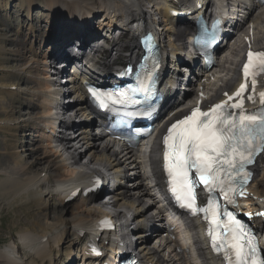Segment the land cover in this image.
<instances>
[{"label": "bare ground", "instance_id": "1", "mask_svg": "<svg viewBox=\"0 0 264 264\" xmlns=\"http://www.w3.org/2000/svg\"><path fill=\"white\" fill-rule=\"evenodd\" d=\"M7 1H9V0H7ZM19 1H20V4L18 5L19 8L21 5H24L26 7V9H25V7H23L21 11L26 12V15L29 18L27 21H30V22L32 21L37 26L36 28H35V26H32V28H31L32 35L37 36V38H34L32 43L29 44L31 46H27L26 50H22L20 47L23 43L27 42L26 41L27 35L25 33V35L22 36L23 34L21 33L20 30H18L20 32V36L22 37V40L20 38V40L17 42V45H16L17 49L14 50L13 53H16L15 54L16 56H19V57L24 58V59H28V62H26V65L28 66L31 63V65L29 67H32L34 69V71L35 70L39 71V72H40V70L45 71L44 72L45 74L43 76H40V75H42V74H40V75H38L39 77L33 78V80L35 82V86L32 87V90L25 91V92H27V94L31 95L34 98L33 100L31 99L29 101L27 106L30 109L34 108V107H40L41 112H37V114H35L36 115L35 122L38 123L39 126H41V125L49 126L52 130L51 132L56 133L57 132V130H56L57 125L54 124L53 122H51L52 120L48 119L53 114V107L51 105H52V101H53L52 97L54 96V94L52 93L51 84H49L48 81H46L47 80L46 78H49L48 75H46V69L41 68L42 63L46 62V59L48 57L47 55H48V52L50 51V49L52 47L56 46V42H54V43L52 42L50 44L49 49H47V51L45 52L44 57H43V59H45V60L44 61L40 60L41 54H40L39 50H41L40 48H42L41 47L42 42L41 43L39 42V44H38V40L41 41V37H38L39 36L38 31L35 30V29L39 28V24L37 23L38 19H37V22H35L31 18L32 16L38 17V15L35 14V11L40 9L39 14L41 12L43 13V11L48 12L46 15V18H45V24H47V25H45V27H46V30L50 29L53 31L52 34L51 33L49 34V38L56 40L57 37L59 36L58 38L59 39L61 38L65 42L70 36L69 30H70V27L72 26L71 24H73V28L75 31L77 29L84 28V26H86V28H89V29L92 28V24L94 25V21H96L94 18H98L97 15H99V13L96 12L97 8H99V10L104 9L105 10L104 12L106 13L105 17L108 16V19L110 21L114 19L113 13L118 11L124 17L123 19H124V22H126V23L131 22L132 15L127 16L124 11L121 12L122 9L129 10V9L133 8L130 10V12H132V14H135V13H140L139 11L140 10L142 11L143 8L140 7L137 9V8L133 7L131 5V0H103V1H101V0H19ZM150 1L154 2L155 5H158L156 7V9H158V10H161L163 7L164 12H162V14H161V16H162L161 20L166 25L164 37L166 38V37H169V35H174L176 41H178V43H179L178 45L173 44L174 48L182 49V41H183V36H184L185 32H184V29L182 27L176 26L175 22L169 18L168 11H166L167 7H169L168 2L166 3V5H164L163 3L161 4L158 0H150ZM165 1H169V0H165ZM239 2H242V0H239ZM249 3L250 2H247L246 6ZM19 8L18 9L15 8L16 11L19 10ZM109 8L111 10L113 9L111 14L107 13V12H109ZM13 9L14 8L11 7V10H12L11 13L13 12ZM34 9H36V10H34ZM261 11L262 12H260L258 14V19L256 20L255 23H257L259 21L262 22L263 17H264V9H261ZM15 13L17 14L18 12H15ZM61 19H63V20H61ZM69 19L71 20V22L69 21ZM109 20H105L104 22H100L101 26L103 27V26L108 25L109 27H112L111 24L109 23L110 22ZM61 21H63V23H60ZM29 26H31V24ZM123 26H124V24H123ZM148 26H149V24H148ZM257 29H259V28H257ZM263 30L264 29H262V30L260 29V32H258L256 34V35H258L257 36L258 38H259V35H261L263 37V35H264ZM39 32L41 33V31H39ZM162 35L163 34L161 32V36ZM43 43H44V41H43ZM114 45H115L116 54L120 56L121 60L133 59L135 57V54H136L137 48H138L136 31L131 29L128 32L127 36H122V38H120L119 41L117 40V42L114 43ZM58 47L60 48V46H58ZM102 49H106V48L103 47ZM107 51L109 52V50H107ZM41 52H43V51L41 50ZM108 58H109V54L105 53V54H102L101 56L98 57V61L106 62ZM97 64H99L100 66L102 65L101 63H98V62H97ZM230 64L235 65V58L231 61ZM26 65H24V66H26ZM228 68H230V67H228ZM2 71H4V70H0V73ZM231 71L235 72V69L229 70L226 75L231 74ZM13 74L16 75V78H18V80H20V78L21 79L24 78L22 76L21 71H14ZM30 77L31 76H28L26 78L28 79ZM230 78L232 79L231 81L233 82V80H234L233 76L226 78L227 81L230 80ZM23 80H25V79H23ZM224 83H226V82H221V79H218L213 92L219 93V91L217 90L218 89L217 87H218V85L221 86ZM263 83H264V79H263ZM74 84L75 83H73V85ZM10 85L12 86V84H10ZM13 85H18V87H20L19 83L14 82ZM226 85L230 86L231 84H228V82H227ZM224 87H222V88H224ZM10 92H11L10 94L14 95V96H19L18 93H22V94L24 93V92H19V91L18 92L10 91ZM80 98L83 99V97H80ZM12 107H14V105ZM21 117H23V116H18L17 118L21 119ZM21 127L22 128L26 127V125H24L23 123L22 124L19 123V125H17V128H21ZM34 128H37V127L35 126ZM38 130H41L42 132L39 131V134H37V135L33 134L34 136H32L30 138V140L28 141L29 145L27 144V146L25 145V147H24V145L18 146L22 150L24 147L25 148L24 151H28L26 153H29V155H32V154H34V156L37 155L36 159L33 162H31L28 159V157H26L27 154H24V153H18L17 157L20 158L19 161H21V163L24 164V166H22L23 168H21L22 174L26 173L28 171L34 172V169H32L34 165H41L44 170H41L42 172L40 171V173L38 175L36 173L30 177L26 176L25 179H22V180L19 178V179H12V180H7V181L3 182L2 186H1L2 188L0 189V197H1V199H4L6 197H14L17 194L21 195L22 193H25V191L26 192L32 191L34 193H37V194H40L41 196H43V194H44L43 191L44 192L49 191L48 194L53 196L52 200L56 201L59 204V206L65 205L66 207H69V206H71L72 202L65 204V201L69 197H71V193L73 192V190L75 188H78L81 186L80 183H81L82 179L85 178L86 174L78 173L76 168H74L73 170L72 169H66V168H68V166H67L68 164L63 163V162H67V160L65 158L66 156L63 157V154H62L63 151H62V149H60L61 146L55 144L54 138L50 134H47V132L45 133V130L43 127H39V129H37V131ZM90 135H92L94 137V141L90 140V138H91ZM19 136H20V134H19ZM78 138H80V140H81L80 142L85 141L86 153H92L91 163H93V164H96L100 161L107 159L108 163H110L113 167L119 166L118 168H115L118 170H121V168L125 167L124 161H122V159H126L128 161L130 160L131 162L129 163V165H133L136 168L140 164V161H139L140 159H139L138 153L136 151L133 150L127 156L126 155L123 156L122 151H120L121 148H118L119 145L117 143H114L113 141H103L102 142L101 140H102V138L104 140L105 136H102L97 131H93V133L89 132V135H87L85 132H81L78 135ZM64 140H65L64 144L66 145L65 149L66 150L73 149L74 146H73L71 140L70 139H64ZM88 140H90L94 144L93 147L90 148V146L88 145ZM144 140H143V142H144ZM35 141H40V143H42V144H44V142H48V143H47L46 147H43V145L41 144L40 147L33 148L34 146L32 147L31 144ZM61 143L62 142H60V145H61ZM16 147L17 146H15L14 148H16ZM19 148H16V149L18 150ZM71 152L75 153L76 150L71 151ZM263 156H264V152L260 155V158L262 159L261 163L264 164V157ZM47 157L49 158L48 160H46ZM59 157H61V158H59ZM72 160H74V164H79V165L82 164V163L78 162L79 161V153L74 154ZM5 162H4V160H2V164H5ZM154 164H156L155 160H154ZM133 166H131V168ZM52 168H55L59 172L53 176L48 174V172L51 171ZM13 171L16 172V170L12 169L11 173ZM44 171L47 172V176L42 175V173H44ZM18 172H20V170ZM11 173H10V176H11ZM22 174H20V175H22ZM50 180L52 181V185H50V186H44L43 185L44 183H46L47 181H50ZM144 181H145V179H143L142 181L138 180V183L143 185ZM135 182H137V181H135ZM135 182H133V183H135ZM71 185H72L71 191L68 192L66 190H62L64 187H69ZM130 186H124L116 194L117 196H119L118 198L116 197L117 198V204L120 201L122 203H124L125 201L129 200L130 198H133V199L139 198V199H141V202H143L145 200L146 196L149 195V197H150V193L148 191H146L144 188L140 187L141 185L137 188H134V189H131ZM250 189H251L250 193H252V197H254V195H255V196H258V197H261L262 199H264V178L259 180V181H258V179H256L255 182H253L250 185ZM135 192H137L139 194L138 197H136V196L132 197V194H134ZM140 194H142L141 197H140ZM80 197H82V196H80ZM118 199H119V201H118ZM254 199L256 200V198H254ZM254 199H252L253 209L257 210L259 205H258V202L255 201ZM42 200H44V198H42ZM89 200H91V199H84V200L79 201V204L76 206L77 208L75 207V210L73 212H71L74 215V218H73V216L71 218L64 217L63 210H56V206H54V205L52 207H50L51 210L46 211L44 213L45 217L51 218L52 220L56 221V223L52 226L51 225L44 226L40 233L22 232L21 231V233H19V240L21 241V245L19 247L18 246H12L11 244H7L4 246V248H2L0 250L1 254L6 258V260H7L6 262L8 264H26L25 262H23L24 258H22L20 256V253H24V254H27L29 256L34 253L35 257L42 260V262H43V261H45V259H48V256H50L53 253V251L55 249L54 245L57 243H61V240H64V238H67L70 240L71 245L74 246V249L77 250V254L79 256L78 264H90L84 258V254H83V250L86 246L85 243H86L87 237L83 241V239L80 238V236L77 234L80 231L79 226L89 225L91 218L103 213V210L101 209L102 207H101L100 203H97L96 205H90V204H88ZM75 201L76 200L73 201L72 205L75 203ZM88 205H90V206H88ZM131 206H134V205H131ZM65 211H68V210H65ZM40 218L41 217H38V218L36 217V219H35L36 226L40 225ZM71 219H72V222H70ZM83 228H86V227H83ZM71 236H72V238H70ZM158 242H161V241H158ZM163 242L167 244V245H165L166 247H170V248H172L171 247L172 245L176 244V241H173L171 239L164 240L161 243H163ZM160 247H161V245L159 244V248ZM56 249H57V247H56ZM68 249H69V247H68ZM68 249H67V251L69 252ZM157 250L159 253L158 248H157ZM161 251H165V250H161ZM141 252L145 255H151L152 254L151 251L147 247L144 248V246L141 247ZM158 253L155 252L154 254L157 255ZM207 259L208 258H206L205 260H207ZM1 261H0V263H1ZM33 262H35V260ZM33 262H31L29 264H33ZM204 263L207 264L206 261ZM210 263L211 262L209 261V264ZM197 264H203V262H201L199 260L197 262Z\"/></svg>", "mask_w": 264, "mask_h": 264}, {"label": "snow or ice", "instance_id": "2", "mask_svg": "<svg viewBox=\"0 0 264 264\" xmlns=\"http://www.w3.org/2000/svg\"><path fill=\"white\" fill-rule=\"evenodd\" d=\"M253 56L258 57L264 66V53L249 52L248 63L244 66L246 76L253 64ZM244 89L245 85L241 84L233 95L240 97ZM260 95L264 99V93ZM229 106L241 109L238 117L232 113L225 114L224 110ZM164 143L170 149L165 156L169 158L167 170L172 191L178 199L186 202L187 207L196 210L197 181L210 193L219 189L225 201L234 203L237 194L244 195L240 189L251 176L245 171L246 164L253 162L254 152L264 151V112L258 116L246 115L241 103L229 105L227 101L214 105L208 111L195 108L190 115L171 125ZM212 209L215 217V205ZM229 217L231 225H234L229 226L228 231L233 241L230 247L235 250V264H264V259L256 256V246L251 239L247 240L248 250L245 251L244 225L231 214ZM213 239L217 238L214 236Z\"/></svg>", "mask_w": 264, "mask_h": 264}, {"label": "rangeland", "instance_id": "3", "mask_svg": "<svg viewBox=\"0 0 264 264\" xmlns=\"http://www.w3.org/2000/svg\"><path fill=\"white\" fill-rule=\"evenodd\" d=\"M19 4H20L19 0H9V1L0 0V70H4L0 73V122L1 121L5 122V124L0 125V189L2 188L1 187L2 183L7 180L19 179V178L22 180V179H25L26 176L30 177L36 173L38 175L41 170H44L41 165H34L32 168L34 169V172L28 171L22 174L21 168H23L22 166H24V164L21 163V161H19L20 158L17 157L18 153L27 154L26 157H28V159L31 162H33L36 159L37 155L35 156L34 154L29 155V153H26L28 151H24L25 149L24 147H23V150L18 147L19 145L27 146L28 143H26V141L28 142L30 139H28L29 137L27 136L21 137V134L20 136H16L18 135V131L13 129L14 127L8 124L9 122H12V121L16 122L18 116H23V117L27 115L33 116L37 114V112H41L39 111L40 107H34L30 109L29 107L24 106V104L28 105L31 99L32 100L34 99L31 95L27 93H23V94L18 93L19 96H14L10 94L11 90H5L6 86H8L9 84L13 85L14 82L19 83L22 90H29L35 86V82L33 78L39 77L38 75L40 74H42L40 76L44 75L43 71L41 70L40 72L36 70L34 71L32 68L30 69V74H29V76L31 77L28 79L25 77V78L18 80V78H16V75L13 74L14 71L16 70L19 71L22 68V66L26 62H28V59L21 58L19 56H16L15 55L16 53H13L14 50L17 49L16 48L17 42L20 40V38L22 40V37L20 36V32L18 30L21 31V33L23 34L22 36H24L26 33L27 37H29V35L27 34L31 27L29 25L33 24L35 27H37L34 22L32 21L30 22L25 19L23 20V18H21V15L23 14H20V13L22 12L21 11L22 8L25 6L21 5L22 7L20 6L19 8L18 7ZM11 7L14 8L13 9L14 13L13 12L11 13L12 11ZM15 8L16 9L19 8V10L16 11ZM39 10L40 9L35 11V14L38 15V17L32 16L31 18L35 22H37V19H38V22H37L39 24L38 30L44 33L46 31L45 25H47L45 24V18L48 12L43 11V13L41 12L39 14ZM15 12H18V13L16 14ZM24 14H26V12ZM69 21L71 22L70 19ZM263 25H264V22L263 24L260 25V28L263 29L264 28ZM35 30L38 31L37 29ZM38 43H39V40H38ZM27 44H28L27 42L23 43L22 44L23 46L21 45L20 48L22 50H26ZM41 60L43 59L41 58ZM225 65L227 66L228 64L226 63ZM13 105L14 107H12ZM47 143L48 142H44V144H42L40 143V141H35L31 145L32 147L34 146L33 148H38L41 146V144L43 145V147H46ZM13 146L14 147L17 146L16 148H19V149L17 150ZM87 155H89V153H87ZM48 159L49 158L47 157L46 160ZM2 160H4V162L6 161L5 164H2ZM63 163L68 164L67 165L68 168L66 169L73 170L74 168H76L77 171L80 170V168L78 169V165L74 163H70V164L68 162H63ZM10 169L11 170L14 169L16 170V172L13 171L11 173ZM18 169L20 170V172H18L19 171ZM58 172H59L58 170H56L55 168H52V170L49 171L48 174L53 176V175H56ZM10 173H11V176H10ZM44 173L46 174L47 172L44 171ZM263 178H264V164L261 163L257 179L259 181ZM47 193L48 192L45 193L46 195L43 194V196H41L40 194L34 193L32 191H29V192L25 191V193H22L21 195L17 194L14 197H6L4 199H1L0 197V250L4 248V246L7 244H11L12 246H18V245L20 246L21 243L19 240V233H21V231L40 233L44 226L54 225L56 221L52 220L51 218L45 217V214H44L46 211L51 210L50 207H52L53 205L56 206V210H63L64 217L71 218L73 216L74 218V215L71 212L75 210V207L79 204V201H76L73 205L71 204V206L69 207H66L65 205L59 206V204L56 201L54 200L52 202L49 201V198H47L48 197ZM42 198H44V200H42ZM88 204L96 205L97 202L92 201V202H89ZM123 208L126 209L125 207ZM65 210H68V211H65ZM36 217L37 218L41 217L39 226H36V222H35ZM70 222H72V219L70 220ZM70 238H72V236ZM64 243H65L64 245L65 249H68L69 247L68 249L69 252L66 250L64 257L62 258V261L59 260L60 262L59 263L57 262V263L58 264H76L78 260V255L75 253L74 250H72L73 247L70 243V240L67 238H64V240H61V243L55 244L54 245L55 249L53 253L50 256H48V259H45V261L43 262L42 260L35 257L34 253L30 256L24 253H20V256L24 258L23 262H25L26 264L27 263L29 264L33 262L34 260L35 262H33V264H42V263L48 264L49 262L52 261V256L54 252L57 249L62 250L61 244H64ZM0 261H1L0 264H8L6 262L7 261L6 258L1 254V252H0Z\"/></svg>", "mask_w": 264, "mask_h": 264}]
</instances>
